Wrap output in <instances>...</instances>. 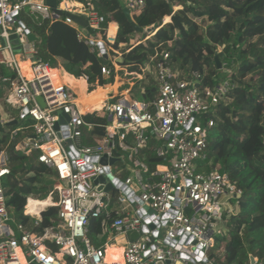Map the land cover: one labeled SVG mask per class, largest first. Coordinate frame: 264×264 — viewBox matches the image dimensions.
<instances>
[{
	"label": "built area",
	"instance_id": "obj_1",
	"mask_svg": "<svg viewBox=\"0 0 264 264\" xmlns=\"http://www.w3.org/2000/svg\"><path fill=\"white\" fill-rule=\"evenodd\" d=\"M76 1L72 5V0H58V13L48 0H0V81L8 85L4 103L18 110L20 119L29 116L33 120L13 130L12 138L23 129L16 150L36 153L41 163L57 173L53 190L45 198L51 201L38 205V215L26 214L24 206L23 218L33 219L35 227L46 207L58 209V221L43 230L20 221L13 228L2 183L10 173L9 157L1 151L0 264H216L209 251L221 231L224 211L233 209L231 200L241 191L226 173L198 169L197 160L206 157L208 131L197 116L225 95L227 84L201 90L200 74L194 73L190 80L177 78L165 52L156 64V98L148 102L143 97L121 96L106 103L102 108L108 120L106 134L96 144H85L84 131L92 125L85 120L72 88L60 79L56 82L51 63L37 56L34 41L28 39L32 27L25 22L42 26L64 19L75 25L78 38L91 51L98 50L100 56L108 53L110 58L111 52H118L113 47L116 35L107 27L104 39L97 37L106 16L96 8L95 0ZM143 5L144 0L124 1L132 23L133 11ZM68 13L84 18L87 26ZM149 27L146 30L153 29ZM85 28L91 35L85 36ZM13 34L16 39H11ZM15 46L22 50L23 61L29 62L32 76L23 73ZM117 64L114 58V69L103 65L101 73L109 76ZM6 121L17 122L13 117ZM149 132L159 141L155 154L164 162L151 174L159 176L156 181L145 178L148 166L140 159ZM117 149L125 156L117 155ZM112 158L116 160L111 162ZM118 162L124 166L114 171ZM123 170L130 171L124 180L119 176ZM101 175L106 178L104 185L112 183L111 190H98L102 183L96 180ZM116 203L120 211L112 210ZM91 217L102 218V235L109 231L114 238L127 237L123 261H109L106 247L92 242L88 234ZM135 231L139 237L131 240Z\"/></svg>",
	"mask_w": 264,
	"mask_h": 264
},
{
	"label": "trees",
	"instance_id": "obj_2",
	"mask_svg": "<svg viewBox=\"0 0 264 264\" xmlns=\"http://www.w3.org/2000/svg\"><path fill=\"white\" fill-rule=\"evenodd\" d=\"M95 6L106 16L97 37H105L109 22L117 21L119 29L113 47L124 45L118 64L143 75L135 81L133 94L142 93L148 102L156 98V64L165 52L178 72L177 78L190 80L198 73L201 90L227 84L225 95L197 116L208 131L206 157L197 160L198 169L226 173L241 191L231 200L233 209L223 213L221 231L215 234L209 256L216 264H251V256L264 264V0H144V5L133 11L138 28L127 18L121 0H95ZM176 6L180 8L175 9ZM166 17L170 21L164 22ZM25 22L38 37L34 41L37 56L52 67L57 66L56 56H60L67 72L76 77L87 76L88 83L108 86L114 82V70L109 76L101 73L103 65L114 69V57L110 54L106 59L91 51L64 19L46 21L42 26ZM153 24L156 26L145 40L129 43L128 35L135 29L144 31ZM148 63L153 72L143 71ZM7 87L0 81L3 105ZM9 113L17 122L2 121L0 126V153L7 152L10 168L2 180L7 207L14 220L40 231L58 221L57 207H46L42 221L35 227L33 219L24 220L23 207L28 198L31 212L38 211L39 204L49 203L51 199L45 198L53 190L57 173L41 163L36 153L27 155L16 150L24 131L21 129L16 138H12V131L31 123L20 119L18 110L10 109ZM84 118L92 128L84 131L83 142H100L108 124L104 112L93 110ZM148 135L146 148L140 153V159L148 166L145 178L164 163L155 154L159 141L152 133ZM116 154L120 155L117 150ZM158 178L156 174L151 176L153 181ZM101 220L89 219L88 234L96 246L103 242Z\"/></svg>",
	"mask_w": 264,
	"mask_h": 264
},
{
	"label": "crops",
	"instance_id": "obj_3",
	"mask_svg": "<svg viewBox=\"0 0 264 264\" xmlns=\"http://www.w3.org/2000/svg\"><path fill=\"white\" fill-rule=\"evenodd\" d=\"M72 5H77L78 4V2L76 1V0H72V2H70ZM168 21H170V17H166L165 18V21L164 22H168ZM70 25V24H69ZM71 27H73L75 30H76V27H75V25H70ZM108 30H109V33L110 34H112V35H117V32H118V29H119V27H118V24L115 22V21H111V22H109V25H108V28H107ZM113 30V31H112ZM77 32V31H76ZM32 33H34L33 31H32ZM137 32H133V33H131V34H129L128 36H129V38H130V40L129 41H131V39L132 38H136V36H135V34H136ZM100 39H104V37H100ZM145 40V39H144ZM15 41V40H14ZM33 42V41H32ZM138 42H141V40H137L136 42H134V43H138ZM129 43H131V42H129ZM14 44L16 45V43L14 42ZM121 45H123V44H121ZM16 47H18V46H15V50H16ZM119 50V49H118ZM95 51H97L98 52V50H95ZM16 52H18V54H17V58L19 59V61H20V64H22V66L26 63V61L24 62L23 61V57H22V50H16ZM104 54H106V53H103V57H104ZM107 55H108V53H107ZM105 58V57H104ZM108 58H109V55H108ZM107 59V58H106ZM56 60H57V64H60L61 65V67H58V66H53V68H55L56 70H53V75H54V78L57 80V81H59V79L63 82V83H66V84H68L71 88H72V90L75 92V94L77 95V99H78V102H79V105H80V107H81V109H85L84 110V112L85 113H87V112H90V111H93V110H100V111H103L102 110V108H103V106L107 103V102H109L110 100H116L118 97H121V96H119V95H112L113 93H111V96H109L108 95V92L110 91H112L111 90V88L113 89V88H115V87H111V88H108V89H104V88H101V87H98L96 90H87L86 88H87V85H89L88 84V81L85 79V77H76V76H74L73 74H71V73H69V72H67L66 70H65V68L63 67V64L65 63V60L62 58V57H60V56H56ZM151 65L148 63L145 67H144V69H143V71L144 72H146V71H150L151 69L149 68ZM154 70V69H153ZM24 72H25V74H27V75H30V71H29V69H27V67H24ZM153 72V71H152ZM138 74V79H141L142 78V74H139V73H137ZM81 79H83L84 81H85V83H86V87H85V89L87 90L86 91V93H84L83 91H81V86H80V80ZM116 83H118V81H116ZM113 84V83H112ZM116 86V85H115ZM80 89V90H79ZM130 89L131 88H126L125 89V92H126V94L125 95H123V96H128V97H131V96H129V95H127V93L130 91ZM79 90V91H78ZM101 91L102 92V94L100 95V105L98 106V105H94V104H92V103H90V101H88V99H89V97H91L93 94H95V93H97V91ZM115 91V90H114ZM139 96L140 97H142V93H139ZM110 99V100H109ZM5 105V104H4ZM3 104H1L0 103V113L2 114V121H6V120H8L9 118H11L12 116L10 115V108L7 106V105H5V106H7V107H5ZM5 116V117H4ZM8 116V117H7ZM130 171H128V173H129ZM32 198V197H31ZM34 199H36V198H34ZM30 200V198L28 199V201ZM44 200V199H43ZM43 200H40V199H38V201H43ZM51 200H49L48 202H50ZM27 204H28V202H27ZM26 204V206H28ZM26 209H27V207H26ZM29 210V209H28ZM39 210V209H38ZM112 210H114V211H120V205L118 204V203H116V204H113L112 205ZM29 212H31L30 210H29ZM35 214H39L38 213V211H36V212H34ZM106 234H103L102 235V233H101V235H100V240L102 241L103 240V242H102V244L100 245V246H105L106 247V249H108L110 246H115V247H119V248H124L125 247V245H126V243H127V237L125 238V237H118V238H114V236L113 235H111V233L108 231V232H105ZM128 240H129V237H128Z\"/></svg>",
	"mask_w": 264,
	"mask_h": 264
},
{
	"label": "rangeland",
	"instance_id": "obj_4",
	"mask_svg": "<svg viewBox=\"0 0 264 264\" xmlns=\"http://www.w3.org/2000/svg\"><path fill=\"white\" fill-rule=\"evenodd\" d=\"M122 1V3H124V1H126V0H121ZM178 8H180L179 6H176L175 7V9H178ZM164 21H165V18H164ZM153 26H154V24L153 25H150V27L149 28H153ZM146 29H148V27L147 28H145L144 29V31H139V30H137V29H135L134 30V32H137L136 34H135V36H136V38H132L131 39V43H134V42H136L137 40H141V41H143L147 36V34H150V31L152 32L153 30H154V28L153 29H151V30H146ZM82 31H83V33L85 34V36H88V35H91V33H90V31L89 30H87L86 28H85V30H83L82 29ZM93 35V34H92ZM151 35V34H150ZM122 47H124V45H120L119 46V50H118V52H115V53H111V58H116V59H121V57H122ZM221 49V48H220ZM57 66L58 67H61V65L60 64H57ZM152 71H153V68H152V66H150L149 67ZM115 69H116V71H115V74H114V82H113V84H111V85H108V86H103V85H100V84H98V83H88L89 85H87V90H96L98 87H101V88H104V89H108V88H111L112 86L113 87H115V88H111V92L109 91L108 92V95L109 96H111V93H113L112 95H119V96H123V95H125L126 94V92H125V89L126 88H131L130 89V91L127 93V95H129V96H131V97H140L139 96V94H133V92H132V88H133V86H134V83H135V81L138 79V74L137 73H134V72H131V71H129V69L127 68V67H123V66H121L120 64H117V65H115ZM105 76V75H104ZM81 82H80V86H81V91H83L84 93H86V89H85V87H86V83H85V81L83 80V79H81L80 80ZM116 81H118V83H116ZM5 86H7L5 83H3ZM116 85V86H115ZM79 89V90H80ZM78 90V91H79ZM115 90V91H114ZM110 100V99H109ZM112 101H114V100H110L109 102H107V103H110V102H112ZM5 117V116H4ZM8 117V116H7ZM24 122L25 123H32L33 122V120L31 119V117H29V116H27L26 118H25V120H24ZM117 152H119V154L121 155V157H124L125 156V153L123 152V151H120L119 149H117ZM123 166H124V162H118V163H116V164H114V171H118V169H121V168H123ZM128 175V171L127 170H123L122 172H121V174H119V176H120V178L122 179V180H124L125 178H126V176ZM54 184H55V182H54ZM54 184H53V187H54ZM32 198H34V197H32ZM16 222H18V221H16V220H14L13 222H11V225L13 226V228H15V223Z\"/></svg>",
	"mask_w": 264,
	"mask_h": 264
},
{
	"label": "water",
	"instance_id": "obj_5",
	"mask_svg": "<svg viewBox=\"0 0 264 264\" xmlns=\"http://www.w3.org/2000/svg\"><path fill=\"white\" fill-rule=\"evenodd\" d=\"M48 3L54 8L55 11H57L58 13H61V11L59 9H57L58 0H48ZM124 11H125L127 17L131 20L129 9L125 8ZM68 15L71 16L74 21L80 23L82 26H87V21L84 18H82V17H80L74 13H68ZM133 24L135 25L134 22H133ZM136 28H138V27L136 26ZM11 39H16V35L15 34L11 35ZM28 39L30 41H36L38 39V37L34 33L31 32L28 34ZM14 42L17 43V40H15ZM16 50L19 51L20 47L19 46L16 47ZM104 57L108 58V55L104 54ZM38 99L41 102V104L44 106L45 102L42 99V97H39ZM1 125H2V120L0 121V126ZM67 143L69 144V143H71V141L68 140ZM115 160H116L115 158H112L111 162H114ZM97 182L102 183L101 185H99L98 190H100V189L111 190L113 187L112 183H107L106 185H104V183L106 182V178L104 175L99 176V178L96 180V183ZM145 208L148 209L150 212H153V210L148 208L147 206H145ZM138 237H139V232H136V231L131 233V235H130L131 240H136V239H138ZM250 260H251L252 264H255V259L253 256L250 257Z\"/></svg>",
	"mask_w": 264,
	"mask_h": 264
},
{
	"label": "bare ground",
	"instance_id": "obj_6",
	"mask_svg": "<svg viewBox=\"0 0 264 264\" xmlns=\"http://www.w3.org/2000/svg\"><path fill=\"white\" fill-rule=\"evenodd\" d=\"M28 63L29 62L26 61V63L23 66H22V64H20L24 74H25L24 67H27V69H29ZM25 75L28 76V77L32 76L31 72H30V75H27V74H25ZM53 77H54V75H53ZM54 80L56 82H58L55 78H54ZM101 94H102V92L100 90L97 91V93H95L91 97H89L88 101H90V103H92L94 105H98L99 106L100 105V95ZM82 110L84 111L85 109L83 108ZM26 207L27 206L25 205V213L27 214L29 212V210H28V208L26 209ZM107 259L109 261H113V260L123 261V248L110 246L107 249Z\"/></svg>",
	"mask_w": 264,
	"mask_h": 264
}]
</instances>
